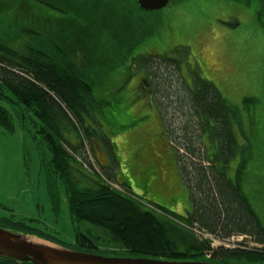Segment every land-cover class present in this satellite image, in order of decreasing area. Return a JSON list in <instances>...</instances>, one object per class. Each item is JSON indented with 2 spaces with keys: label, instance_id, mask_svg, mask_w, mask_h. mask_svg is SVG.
I'll list each match as a JSON object with an SVG mask.
<instances>
[{
  "label": "rangeland",
  "instance_id": "rangeland-1",
  "mask_svg": "<svg viewBox=\"0 0 264 264\" xmlns=\"http://www.w3.org/2000/svg\"><path fill=\"white\" fill-rule=\"evenodd\" d=\"M45 1L56 8H67V18L74 17L76 23L77 3L82 8L90 5L85 0ZM109 3L118 19L126 18L119 23L121 34L111 28V34L103 32L102 45L89 55L93 77L98 81L93 86L98 104L93 110V128L102 134L92 136V149L86 143L87 163L99 173L101 166H110L107 170L114 173L112 182L116 186L123 182L129 193L185 215L190 205L188 189L176 163L173 146L177 142L172 140V146L165 133L170 110L159 88L172 86L178 93L187 91L198 75L211 81L238 110L236 136L252 156L241 167L239 156L234 158L227 175L238 184L264 225V30L257 17L258 0H171L157 11H143L137 5L136 9L128 0ZM3 5L13 11L0 5V23L12 21L14 30L22 25L38 26L31 16L40 15L46 24L49 19H65L58 9L34 0L28 2L31 13L16 9L14 4ZM73 29L77 30V24ZM113 33L117 40L110 38ZM147 54L176 60L178 67L168 60H146L150 62L147 70L132 65L133 58ZM178 93L172 94L173 98ZM169 101L173 103L171 98ZM0 105L9 113L13 126L7 130L0 125V219L23 221L70 249L77 250L75 234L81 232L103 256L148 258L125 251L107 230L72 220L63 181L51 166L47 145L35 133L36 117L29 111L23 113L22 106L7 99H1ZM204 142L207 144V139ZM6 229L20 233L9 226ZM236 238L247 248L255 246L243 235L223 240L236 246Z\"/></svg>",
  "mask_w": 264,
  "mask_h": 264
},
{
  "label": "trees",
  "instance_id": "trees-1",
  "mask_svg": "<svg viewBox=\"0 0 264 264\" xmlns=\"http://www.w3.org/2000/svg\"><path fill=\"white\" fill-rule=\"evenodd\" d=\"M29 1L1 0L0 5L2 9L9 8L4 3L14 4L16 9L31 13ZM34 1L56 8L45 0ZM85 1L90 3L87 8L76 5L77 23L74 17L67 18V8L58 6L56 9L65 14L63 22L54 18L46 24L43 17L36 15L30 20L38 26L22 25L14 30L12 21L0 23V100L17 103L23 107V113L29 111L36 117L35 133L47 145L51 166L63 181L72 220L101 227L125 251L149 258L264 264V225L238 184L227 175L234 158L239 156L241 167L252 155L236 136L234 124L239 120L238 110L227 103L211 81L195 75L193 86L187 85V91L178 93L172 86L159 88L161 99L170 110L167 117L171 125L164 123L165 133L172 146V140L177 142L173 146L176 163L188 189L190 205L185 215L129 193L123 182L118 184L122 185V191L114 188L111 185L114 173L107 170L110 166H101L99 173L87 163L86 143L92 149V136L102 134L93 128V110L98 107L93 86L98 81L93 77L89 55L97 45H102L103 32L110 33L112 29L121 34L120 25L126 17L118 19L109 0ZM112 1L126 3V0ZM128 1L134 2L138 9L134 0ZM257 17L264 30V0H258ZM40 25L47 29L41 30L45 27ZM116 34L110 38L117 40ZM132 60V65L146 70L150 60H168L178 67L176 60L164 56L147 54ZM147 74L151 75L149 71ZM176 93L178 97L173 98L172 94ZM170 98L173 103H169ZM176 122L178 126H174ZM0 125L13 129L9 113L1 105ZM237 180L241 182L239 171ZM7 226L57 244L23 221L1 218L0 227ZM191 227L218 239L243 235L255 246L247 248L242 240L236 242L237 247H211L209 241L197 238ZM74 243L77 251L101 254V249L81 232H76ZM0 264L32 263L0 257Z\"/></svg>",
  "mask_w": 264,
  "mask_h": 264
},
{
  "label": "water",
  "instance_id": "water-1",
  "mask_svg": "<svg viewBox=\"0 0 264 264\" xmlns=\"http://www.w3.org/2000/svg\"><path fill=\"white\" fill-rule=\"evenodd\" d=\"M143 11H157L169 0H134ZM36 238V237H35ZM13 233L0 227V257L32 264H214L201 260H164L156 258L108 257L77 251L40 238Z\"/></svg>",
  "mask_w": 264,
  "mask_h": 264
},
{
  "label": "built area",
  "instance_id": "built-area-1",
  "mask_svg": "<svg viewBox=\"0 0 264 264\" xmlns=\"http://www.w3.org/2000/svg\"><path fill=\"white\" fill-rule=\"evenodd\" d=\"M114 188L119 189L118 186H116L115 184H111ZM191 230L193 231V233L200 239H203V240H207L209 241L210 243V246L211 247H218V246H224V247H229V246H234V245H230L228 244L229 242H226L225 240L223 239H218L216 238L215 236L205 232V231H202V230H199L198 228H192L191 227ZM240 239H242L241 237H239ZM239 238H236L237 241H240ZM242 241V240H241Z\"/></svg>",
  "mask_w": 264,
  "mask_h": 264
},
{
  "label": "bare ground",
  "instance_id": "bare-ground-1",
  "mask_svg": "<svg viewBox=\"0 0 264 264\" xmlns=\"http://www.w3.org/2000/svg\"><path fill=\"white\" fill-rule=\"evenodd\" d=\"M33 241H37V239H36V238H34V239H33Z\"/></svg>",
  "mask_w": 264,
  "mask_h": 264
},
{
  "label": "flooded vegetation",
  "instance_id": "flooded-vegetation-1",
  "mask_svg": "<svg viewBox=\"0 0 264 264\" xmlns=\"http://www.w3.org/2000/svg\"><path fill=\"white\" fill-rule=\"evenodd\" d=\"M169 2H170V0H169ZM169 4V3H168Z\"/></svg>",
  "mask_w": 264,
  "mask_h": 264
}]
</instances>
